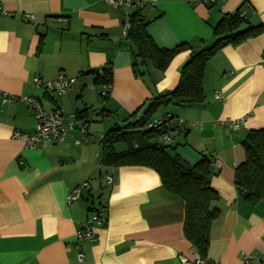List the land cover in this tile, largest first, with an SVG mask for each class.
<instances>
[{"label": "crops", "instance_id": "crops-1", "mask_svg": "<svg viewBox=\"0 0 264 264\" xmlns=\"http://www.w3.org/2000/svg\"><path fill=\"white\" fill-rule=\"evenodd\" d=\"M1 1L6 15L0 16V92L36 97L46 112H84L76 125L85 126L89 139L75 145L79 133L73 130L59 143L26 149L12 134L35 133L33 113L20 102L0 105V264H179V255L190 257L182 233L183 202L148 168L101 166L98 145L139 108L141 117L146 102L176 87L189 52L177 54L164 72L147 64L143 78L136 79L132 47L123 34L134 7L115 9L105 0ZM142 1L152 3L142 14L152 20L147 31L159 48L211 45L221 16L242 6L243 29L264 28V0H216L212 6L196 0ZM263 63L264 33L224 47L204 67V101L166 111L174 124H196L173 136L170 154L190 166L201 155L214 159L210 187L218 199L210 206L219 215L210 225L205 258L220 264H241L242 254L264 263V199L249 205L233 182L244 161L245 136L264 129ZM106 66L112 85L102 101L92 81ZM59 75L77 82L55 101L32 82ZM91 120L96 126H89ZM234 120L244 126L228 131L223 124ZM125 149L115 146L118 152ZM83 183L88 187L79 200L68 203ZM92 209L104 214L105 225L93 231L92 242L76 240ZM78 253L84 255L81 262Z\"/></svg>", "mask_w": 264, "mask_h": 264}, {"label": "trees", "instance_id": "trees-1", "mask_svg": "<svg viewBox=\"0 0 264 264\" xmlns=\"http://www.w3.org/2000/svg\"><path fill=\"white\" fill-rule=\"evenodd\" d=\"M134 9L127 16L129 27L125 35L132 47L131 72L134 78H143L147 64L159 72H164L177 54L188 51L189 56L179 71L177 85L172 91L152 98L146 102V109L141 117H137L141 109L139 108L126 120L124 127L114 128L101 137L98 144L99 162L105 168L136 166L154 171L162 188L183 202V236L191 245L192 251L205 258L209 246L210 225L219 215L218 210L210 206L212 201L218 199V195L210 187L213 157L201 155L200 160L190 166L178 155L170 154V145L162 144L159 139L176 128L172 116L166 118L157 128L144 130V127L160 109L202 103V80L206 63L222 48L236 47L255 38L264 33V28L247 26L243 29L246 19L241 17L242 6L233 14L221 16L213 28L211 45L205 46L203 42H198L199 48H195L181 43L174 48L164 49L159 48L148 34L147 27L152 20L143 16L142 11L145 8L136 5ZM93 75L92 84L103 101L107 96L100 95V89L112 85L111 66H106ZM83 114L84 112H79L73 116L75 120H79L83 119ZM167 115L165 113L162 118ZM130 119L132 120L129 121ZM119 144L126 146L125 151L115 150V146ZM242 148L244 161L235 168L233 182L244 201L254 206L264 199V129L249 131L242 142ZM92 212L104 217V226V214L99 215L100 211L95 209Z\"/></svg>", "mask_w": 264, "mask_h": 264}, {"label": "built area", "instance_id": "built-area-1", "mask_svg": "<svg viewBox=\"0 0 264 264\" xmlns=\"http://www.w3.org/2000/svg\"><path fill=\"white\" fill-rule=\"evenodd\" d=\"M106 4L110 7L119 8H131L136 5L141 6L145 9L152 8V3L144 2L142 0H105ZM197 3L203 5L212 6L215 4L216 0H196ZM6 15L5 10L2 7V1L0 0V16ZM29 20H33L32 15L26 16ZM241 17H245L244 13H241ZM123 34L126 35L127 29L129 27L128 19L124 20ZM264 67V63H263ZM36 87L41 88L49 97L55 101L59 97L64 96L72 86L77 82L76 78L65 77L59 75L55 80L52 81H41L38 77H34L32 80ZM110 91V86H103L100 89V95L107 96ZM10 102H20L24 104L34 115L37 121L38 129L33 134H27L22 132H13L12 138L23 143L24 148L35 150L40 149L47 144L59 143L65 136L73 130H77L79 133V138L74 140L75 145L83 144L89 136L84 125H76V120L74 116H65L60 110L55 109L46 112L40 103V100L33 96H11L0 92V105H4ZM170 115L163 117L159 120H154L148 122L144 130H151L161 126L162 122L168 118ZM196 124L176 122V128L170 131L168 134L160 137L159 141L164 145H170L172 142V135L179 134L186 130V128L194 127ZM226 126L228 131H236L244 126L241 120L227 121L223 124ZM214 160V159H213ZM88 187L87 183H83L74 188V190L68 195V203L78 201L81 193L84 189ZM104 217L92 214L88 216L83 223L81 230L76 232V240H88L92 242L93 231L100 228L104 224ZM84 258L82 253H78L77 260L81 262ZM179 264H220L218 262L209 261L206 258L200 257L195 251H192L190 257H185L182 255L178 256ZM241 264H263L258 259L250 254H242Z\"/></svg>", "mask_w": 264, "mask_h": 264}, {"label": "rangeland", "instance_id": "rangeland-1", "mask_svg": "<svg viewBox=\"0 0 264 264\" xmlns=\"http://www.w3.org/2000/svg\"><path fill=\"white\" fill-rule=\"evenodd\" d=\"M144 107V110L146 109V106H143ZM170 107L171 106H169L168 108H166L165 110L163 109L162 111L160 110V111H157L151 118H150V120L151 121H154V120H158V119H161L162 118V114H164V113H167L166 111H168L169 109H170ZM144 110L142 111V112H144ZM92 118V116H90V119ZM173 121H174V119H173ZM119 125H121V126H125L127 123L125 122H120V123H118ZM89 126L90 127H93V126H96V123H94L93 122V120H91V122L89 123ZM110 129V128H109ZM89 134L90 135H92V133H90L89 132ZM175 135H176V137H177V134L176 133H174ZM174 135H172V137H173ZM173 140L174 139H172V142H173ZM171 142V143H172ZM171 143H170V145H171ZM176 143V141H174L173 142V144H175ZM95 193H96V191H94Z\"/></svg>", "mask_w": 264, "mask_h": 264}]
</instances>
